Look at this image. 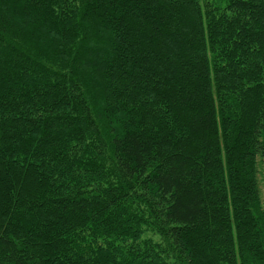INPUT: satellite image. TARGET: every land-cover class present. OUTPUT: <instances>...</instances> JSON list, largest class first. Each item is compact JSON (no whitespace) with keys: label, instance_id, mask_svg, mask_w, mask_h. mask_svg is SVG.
<instances>
[{"label":"trees","instance_id":"obj_1","mask_svg":"<svg viewBox=\"0 0 264 264\" xmlns=\"http://www.w3.org/2000/svg\"><path fill=\"white\" fill-rule=\"evenodd\" d=\"M264 0H0V264H264Z\"/></svg>","mask_w":264,"mask_h":264},{"label":"rangeland","instance_id":"obj_2","mask_svg":"<svg viewBox=\"0 0 264 264\" xmlns=\"http://www.w3.org/2000/svg\"><path fill=\"white\" fill-rule=\"evenodd\" d=\"M264 175V174H263ZM260 184H261V190H262V192H263V194H264V180L262 181H260Z\"/></svg>","mask_w":264,"mask_h":264}]
</instances>
